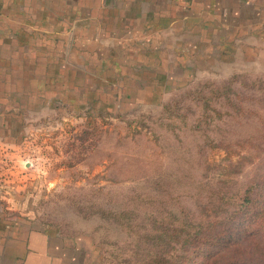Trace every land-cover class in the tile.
Listing matches in <instances>:
<instances>
[{"label":"rangeland","instance_id":"1","mask_svg":"<svg viewBox=\"0 0 264 264\" xmlns=\"http://www.w3.org/2000/svg\"><path fill=\"white\" fill-rule=\"evenodd\" d=\"M153 87L25 113L0 141L1 207L89 235L101 264L208 261L214 221L264 176V67L193 61ZM244 248L209 264H243Z\"/></svg>","mask_w":264,"mask_h":264},{"label":"crops","instance_id":"2","mask_svg":"<svg viewBox=\"0 0 264 264\" xmlns=\"http://www.w3.org/2000/svg\"><path fill=\"white\" fill-rule=\"evenodd\" d=\"M208 60L264 67V0H0V141L27 112L134 99ZM95 250L0 205V264H101Z\"/></svg>","mask_w":264,"mask_h":264},{"label":"trees","instance_id":"3","mask_svg":"<svg viewBox=\"0 0 264 264\" xmlns=\"http://www.w3.org/2000/svg\"><path fill=\"white\" fill-rule=\"evenodd\" d=\"M237 194L239 201L236 205L228 209L222 220L214 221L221 227L217 241L220 249L204 264L225 257L232 252L231 246L245 247L234 253L239 255L238 261L243 264L264 260V176L253 177Z\"/></svg>","mask_w":264,"mask_h":264}]
</instances>
